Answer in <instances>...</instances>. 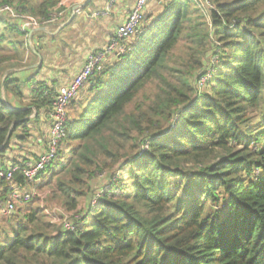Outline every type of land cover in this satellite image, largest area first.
<instances>
[{
  "label": "trees",
  "instance_id": "16d2710c",
  "mask_svg": "<svg viewBox=\"0 0 264 264\" xmlns=\"http://www.w3.org/2000/svg\"><path fill=\"white\" fill-rule=\"evenodd\" d=\"M159 1L128 50L69 103L65 136L39 173L48 204L81 214L78 229L53 222L50 205L28 207L31 199L4 216L0 264H264V0L194 1L204 9ZM65 6L0 0V68L30 53L21 20H46ZM23 84L32 95L25 105L0 98V158L13 132L29 136L33 109L51 111L57 89L36 74L0 81L14 92ZM13 164L19 170L0 179L2 199L25 184V165Z\"/></svg>",
  "mask_w": 264,
  "mask_h": 264
},
{
  "label": "crops",
  "instance_id": "0c3cea01",
  "mask_svg": "<svg viewBox=\"0 0 264 264\" xmlns=\"http://www.w3.org/2000/svg\"><path fill=\"white\" fill-rule=\"evenodd\" d=\"M39 1L41 0L36 3ZM64 2L66 3L64 9L50 13V15L56 13V21L47 23L38 29L29 30L26 44L30 53L25 54L22 64L18 66L0 68V81L9 74L11 79L24 82L36 74L37 80L44 81L56 89L70 82L82 67L87 55L106 45L125 19L134 0H119L104 16H94L93 12L103 8L106 0H64ZM156 2L158 4L144 9V16L151 15L153 17L160 11L161 3L159 0ZM91 4H93V9L88 11L87 7ZM77 15L79 19L75 22ZM65 30L68 31L67 34L64 33L63 42L60 45L47 42L48 38L56 40ZM70 33L71 35H69ZM114 59L109 56L107 62ZM14 86L12 84L10 88H14ZM84 90L83 86L82 92ZM14 91L15 89H4L2 85L0 86V98L8 107H19L31 100L32 95L26 84L20 85L19 89ZM35 115L38 118L29 123V136L25 140L19 139V134L16 131L11 134L9 146L0 158L1 168L6 169L14 161L22 162L25 165L37 159L45 151L50 128V110L41 108L36 111L33 109L30 118Z\"/></svg>",
  "mask_w": 264,
  "mask_h": 264
},
{
  "label": "built area",
  "instance_id": "2783aa9c",
  "mask_svg": "<svg viewBox=\"0 0 264 264\" xmlns=\"http://www.w3.org/2000/svg\"><path fill=\"white\" fill-rule=\"evenodd\" d=\"M119 0H106L103 8L93 12L94 16H104L109 13L111 8ZM148 0H134L132 7L127 12L125 19L116 29L115 33L108 40L106 45L95 52H90L78 73L70 82L61 85L55 93L51 103L50 111V128L46 140V148L37 159L28 162L21 169L25 184L23 186L11 185L6 198H0V215L6 216L13 212L16 207L28 203L34 197L40 196L38 187L40 183L39 173L42 172L54 159L56 151L65 136L64 124L68 120L67 107L69 103L78 96V93L84 86L85 82L93 74L100 71L103 64L107 62L108 57H117L124 54L128 50L127 41L134 35L143 21L144 9ZM205 4H209V0H200ZM57 20V15L53 14L46 20H21L19 29L21 31L35 30L47 23ZM210 76V70L206 69V73L200 75L198 85L203 86L207 83ZM19 170L17 165L11 164L5 170L0 168V179L10 180L13 173ZM102 174L98 178H102ZM100 196V191L96 192L91 198V204L96 202ZM40 198V197H39ZM47 214H50L47 213ZM53 222L60 224L69 231H76L81 219L80 213L68 215L60 209H54L53 215L50 216Z\"/></svg>",
  "mask_w": 264,
  "mask_h": 264
},
{
  "label": "rangeland",
  "instance_id": "374dc122",
  "mask_svg": "<svg viewBox=\"0 0 264 264\" xmlns=\"http://www.w3.org/2000/svg\"><path fill=\"white\" fill-rule=\"evenodd\" d=\"M35 2L36 1H38V0H34ZM194 1H198V0H192L191 1V3L193 2V4L195 3L196 4V2H194ZM201 3V2H200ZM155 4H158L157 2H156V0H148L147 1V3H146V5H145V10H146V7L147 8H151V7H153ZM193 4H191V6L193 5ZM194 4V7H200V8H203L204 9V7H202V5H199V4H196L195 5ZM205 6H206V4H204ZM161 8V7H160ZM87 9H88V11H91L92 9H93V4H91V5H89L88 7H87ZM193 9H195V8H193ZM145 13H146V11H145ZM56 14V13H55ZM198 14V13H197ZM52 15V14H51ZM53 16H54V13H53ZM79 19V16L77 15V17L75 18V22H77V20ZM67 31L68 30H65L64 32H61L60 33V35H59V37L55 40H52V39H46L47 40V42H49L50 44H53V45H60V43L61 42H63L62 40H63V38L62 37H64V33L65 34H67ZM69 35H71V33L69 34ZM27 36V35H26ZM46 40H45V43H46ZM51 40V41H50ZM183 42H184V40H180L179 41V44H178V46L176 47V49H175V52L176 53H180V49H181V47H182V45H183ZM200 77V76H199ZM149 85V88H152L153 86L152 85H150V84H148ZM83 90V89H82ZM82 90L80 91V92H82ZM264 95V94H263ZM78 96H79V94H78ZM77 96V97H78ZM86 99L87 98V95L86 94H83V95H81V97H80V99ZM259 120V112H255V113H253V118H252V121L253 122H255V121H258ZM180 180V177L179 176H175V177H172V181H174V185L172 186V189L174 190V191H176L175 189L177 188V186H176V184H175V182H177V181H179ZM186 186V184L185 183H183L181 186H178V189H177V195L179 196V198L181 197V198H184V195H183V188ZM97 187H99V186H97ZM39 188V187H38ZM38 192H40L41 194H40V196H37V197H34L31 201L32 202H30L29 203V205H28V207H34V208H39V209H47V205H50V203L48 204L47 203V200H49V195L51 194V191H50V188L48 187V186H45V185H43V187H42V189H38ZM94 192V191H93ZM92 192V193H93ZM40 197V198H39ZM50 207L51 208H49L47 211H49L50 212V214H47L49 217L51 216V215H53V210L54 209H59L60 208V203L58 202V200L56 201V200H54L53 201V204L51 203V205H50ZM43 209V210H44ZM61 210V209H60ZM49 212H47V213H49ZM44 213H45V211H44ZM51 218V217H50ZM52 219V218H51ZM6 219H5V217H2V216H0V228H5V229H7V227H8V225H7V223H6V221H5ZM53 220H55V219H53ZM57 223V222H56Z\"/></svg>",
  "mask_w": 264,
  "mask_h": 264
}]
</instances>
